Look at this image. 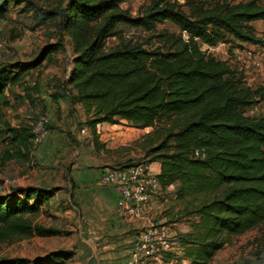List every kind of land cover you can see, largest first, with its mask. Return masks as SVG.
<instances>
[{
  "label": "trees",
  "instance_id": "trees-1",
  "mask_svg": "<svg viewBox=\"0 0 264 264\" xmlns=\"http://www.w3.org/2000/svg\"><path fill=\"white\" fill-rule=\"evenodd\" d=\"M10 1L4 0L0 9ZM123 1L68 0L62 10L61 25L73 50L66 76L71 101L82 106L93 135L98 124L119 119L147 128L160 116H173L178 130L174 132L172 125L162 129L152 153L161 188L174 185L176 199L184 202L179 217L194 216L188 230L178 235L189 264H210L231 236L255 228L260 233L252 243L264 254V116L240 110L252 103V93L237 87L225 60L201 46L213 45L228 33L264 47V37L251 25L264 20V3L188 0L185 12L174 0H151L141 14L131 16L119 6ZM164 21L177 25L186 37L160 31L156 36L168 44L166 49L122 39L107 45L109 38L119 35V23L150 31ZM62 47L46 45L32 61L0 69V135L7 134L13 145L1 157L0 167L7 160H27L30 148L28 127L13 128L2 120L7 89ZM255 93L261 97L264 87ZM170 138L176 142L169 143ZM20 194L24 200L8 201L0 195V243L32 234H59L31 218L53 191L20 189ZM52 258L53 263L61 262L58 256ZM16 261L11 264L28 263Z\"/></svg>",
  "mask_w": 264,
  "mask_h": 264
},
{
  "label": "rangeland",
  "instance_id": "rangeland-1",
  "mask_svg": "<svg viewBox=\"0 0 264 264\" xmlns=\"http://www.w3.org/2000/svg\"><path fill=\"white\" fill-rule=\"evenodd\" d=\"M3 1L0 0V7L3 6ZM67 1L11 0L4 9H0V69L16 61H32L46 45H63L62 49L51 52L39 66L26 71L17 83L10 85L11 89L9 87L6 94V98H10L7 99L8 105L1 110L2 120L10 127H28L29 131L39 116L48 117L47 152L46 148L42 149L44 138L42 144L34 148L30 145L27 160L16 158L5 161L0 167V195L9 197L8 201H11V197L24 200L20 189L52 190L53 195L42 201L40 210L31 215V218L34 223L58 229L59 234H32L4 241L0 243V263L11 264L14 260L24 259L28 261L27 264L36 260L42 264H56L51 261L55 255L61 261L57 264H101L102 253L96 244L99 240L97 229H84L83 223L87 217L79 213V203L72 201L73 188L67 180V165L90 154L92 156L89 157L101 158L112 167L145 161L152 164L158 173V163L153 159L152 149L158 145L162 129L172 125L175 132L179 128L173 116L166 115L158 117L147 128L119 119L115 123L98 124L94 135L90 128L82 131L87 119L83 108L74 104L70 96L69 100L62 99L71 91L66 76L72 66L73 56L71 39L61 25L62 10ZM174 1L185 12L189 11L188 0ZM204 1L209 4L219 2L232 5L245 0ZM150 2L151 0H124L119 6L131 16H137ZM260 2L264 3V0ZM251 25L257 36L264 37V20L253 21ZM117 29L119 35L109 38L107 45L112 46L122 39L131 43L140 42L146 48L159 46L166 49L168 44L156 36L160 31L186 37L170 21L158 23L150 31L124 23H119ZM201 46L215 58L225 60L232 70L237 87L252 93V103L240 110L249 116H264V94L260 97L255 93L264 87V47L242 41L228 33L213 45ZM33 82L38 86L33 88ZM45 97L50 99V106L45 103ZM53 115L55 120L52 121ZM175 142V138L169 139V143ZM12 149L13 145L7 134L0 135V159L5 151ZM174 189L168 186L162 191L161 188L162 194L158 199L162 206L157 215L160 223L170 225L178 237V229L187 227L194 216L179 217L184 202L176 199ZM29 201L33 204L35 195ZM259 233L260 229L255 228L231 236L229 242L215 253L210 264H240L238 259L233 262L231 260L255 249L256 245L252 241ZM180 257L184 259L183 256H177L173 257L172 262H177Z\"/></svg>",
  "mask_w": 264,
  "mask_h": 264
},
{
  "label": "crops",
  "instance_id": "crops-1",
  "mask_svg": "<svg viewBox=\"0 0 264 264\" xmlns=\"http://www.w3.org/2000/svg\"><path fill=\"white\" fill-rule=\"evenodd\" d=\"M36 85L38 86V84L33 82V88ZM69 96L70 94L62 99L65 101L69 100ZM7 99L10 98L7 97ZM49 100L47 97L44 99L47 106L51 105ZM74 104L81 106L77 102H74ZM53 120H55V115H53ZM85 128H87L85 131L89 129L87 126ZM45 139L42 141L44 142L42 149L46 148L45 152H47L48 140ZM89 156L92 155L88 154V157L81 158V160L66 167V171H68L67 180L69 181V186L73 188L72 201L79 203V213L87 217L84 220L85 223H83L84 229L87 230L88 227L97 229L99 240L96 244L102 253L100 256L101 264H125L131 248V241L138 230L150 223L161 222L157 213H159L162 203H160L161 201L158 198H160L162 191L165 190L162 188L155 201L147 205L144 212L140 215L119 214L117 212V192L115 189L110 186H101L97 182L98 177L112 166H109L101 158L97 159L95 156ZM169 187L174 188V185ZM187 229L188 226H185L182 230L178 229V232L181 234L186 232ZM95 238L97 240V237ZM91 258L93 259L92 256ZM237 259L240 264H264V254L258 251L257 247L242 255L235 256L231 262ZM169 264H189V262L187 259L180 257L177 262Z\"/></svg>",
  "mask_w": 264,
  "mask_h": 264
},
{
  "label": "built area",
  "instance_id": "built-area-1",
  "mask_svg": "<svg viewBox=\"0 0 264 264\" xmlns=\"http://www.w3.org/2000/svg\"><path fill=\"white\" fill-rule=\"evenodd\" d=\"M48 117L39 116L30 128V145L36 147L46 137ZM87 128H83L84 132ZM101 186H110L117 192L119 214L140 215L155 201L161 186L155 167L145 161L114 166L97 180ZM183 248L173 228L164 223H150L138 230L131 241L125 264H169L181 256ZM172 255V258H167Z\"/></svg>",
  "mask_w": 264,
  "mask_h": 264
}]
</instances>
